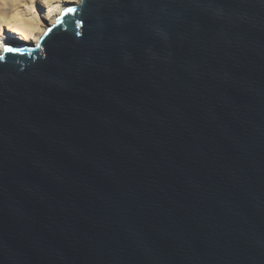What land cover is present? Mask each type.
<instances>
[{
	"label": "water",
	"instance_id": "obj_1",
	"mask_svg": "<svg viewBox=\"0 0 264 264\" xmlns=\"http://www.w3.org/2000/svg\"><path fill=\"white\" fill-rule=\"evenodd\" d=\"M6 46L0 264H264V0H80Z\"/></svg>",
	"mask_w": 264,
	"mask_h": 264
},
{
	"label": "bare ground",
	"instance_id": "obj_2",
	"mask_svg": "<svg viewBox=\"0 0 264 264\" xmlns=\"http://www.w3.org/2000/svg\"><path fill=\"white\" fill-rule=\"evenodd\" d=\"M80 0H0V54L19 41L36 45L62 9Z\"/></svg>",
	"mask_w": 264,
	"mask_h": 264
},
{
	"label": "snow or ice",
	"instance_id": "obj_3",
	"mask_svg": "<svg viewBox=\"0 0 264 264\" xmlns=\"http://www.w3.org/2000/svg\"><path fill=\"white\" fill-rule=\"evenodd\" d=\"M49 31H50V29H49ZM22 50L23 49H21V48H13V47H7V46L3 49V51L7 52V53H14V52L22 51ZM4 60H5V57L0 56V61H4Z\"/></svg>",
	"mask_w": 264,
	"mask_h": 264
}]
</instances>
